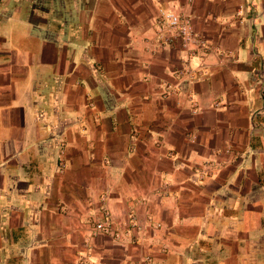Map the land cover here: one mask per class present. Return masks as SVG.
Wrapping results in <instances>:
<instances>
[{"label":"crops","instance_id":"obj_1","mask_svg":"<svg viewBox=\"0 0 264 264\" xmlns=\"http://www.w3.org/2000/svg\"><path fill=\"white\" fill-rule=\"evenodd\" d=\"M160 7L216 51L189 81ZM103 193L134 242L88 238ZM0 264H264V0H0Z\"/></svg>","mask_w":264,"mask_h":264},{"label":"built area","instance_id":"obj_2","mask_svg":"<svg viewBox=\"0 0 264 264\" xmlns=\"http://www.w3.org/2000/svg\"><path fill=\"white\" fill-rule=\"evenodd\" d=\"M152 32L153 36L150 44V46H152V52L172 49L178 44L181 51L185 53V58L182 60L181 66L173 72L174 79L178 81L182 79H184V81H189L194 76H198L202 73L201 67H196L194 69L190 67L188 63L190 57L216 53L215 49L211 48L204 39L194 31L188 17L171 8L160 7L157 9L153 19ZM218 54L221 55L222 53ZM176 86L175 84H166L160 93V97L166 98L179 95L182 91H178ZM181 95L190 103L191 107H195L190 87L187 86ZM205 163L207 164H203L202 168L195 172V177L199 180L202 179L204 175L208 174L207 169L211 167V163L213 162L209 160ZM64 166L62 156H59V170H63ZM98 203L99 208L97 212L85 218L88 238L106 237L114 243H120L123 239L134 242L139 238L140 234H143L142 232L145 227L140 225L135 214H128L120 221L112 217L107 207V198L104 193L99 196ZM151 225L152 224L149 222L146 227ZM156 227L157 225L155 228ZM84 246H86L87 250L90 249L87 242L84 243ZM86 256H88V254H86ZM149 260V255L143 257V262L146 263Z\"/></svg>","mask_w":264,"mask_h":264}]
</instances>
